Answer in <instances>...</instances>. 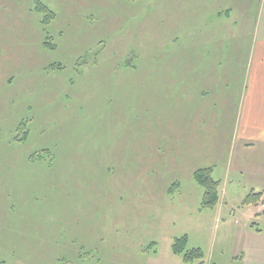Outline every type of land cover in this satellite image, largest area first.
<instances>
[{"label": "rangeland", "instance_id": "obj_1", "mask_svg": "<svg viewBox=\"0 0 264 264\" xmlns=\"http://www.w3.org/2000/svg\"><path fill=\"white\" fill-rule=\"evenodd\" d=\"M41 1L50 23L36 0H0V264H243L235 233L264 213L241 197L202 207L206 153L182 130L206 143L222 114L202 92L188 118L172 113L182 92L161 86L202 8ZM185 235L203 258L173 251Z\"/></svg>", "mask_w": 264, "mask_h": 264}, {"label": "crops", "instance_id": "obj_2", "mask_svg": "<svg viewBox=\"0 0 264 264\" xmlns=\"http://www.w3.org/2000/svg\"><path fill=\"white\" fill-rule=\"evenodd\" d=\"M186 1L202 8V17L196 27L189 28L185 47L173 43L166 48L170 57L162 61V73L167 77L161 86L166 92H182L179 100L177 94L171 98L170 111L187 118L198 102L194 92L210 94V110L218 109L219 118L222 114L221 120L207 127L216 130L217 136L200 142L201 136L195 138L193 130L184 126L183 136H189L194 150L202 147L206 161L201 167H212L213 175L221 181L216 207H221V199L226 204L236 197L249 205L248 195L262 192L254 219L263 221L264 0ZM231 18L235 22L227 28L226 21ZM246 22L248 25H243ZM173 39L179 41V36ZM232 82V91L237 93H231ZM201 102L198 108L204 113L205 100ZM250 220L235 233L236 240L243 242L240 256L243 264H264V228L250 225Z\"/></svg>", "mask_w": 264, "mask_h": 264}, {"label": "trees", "instance_id": "obj_3", "mask_svg": "<svg viewBox=\"0 0 264 264\" xmlns=\"http://www.w3.org/2000/svg\"><path fill=\"white\" fill-rule=\"evenodd\" d=\"M36 9L45 14L44 22L50 23L55 17V13L41 0H36ZM22 126H25L23 123ZM196 182L203 188L202 207L214 208L220 201V185L221 181L213 175L212 167H200L194 172ZM262 192H251L247 199V203L258 205L261 201ZM264 210V209H263ZM189 238L187 235L177 238L173 243V251L176 254L184 256L185 261L192 262L196 259L203 258L204 252L200 247L187 248Z\"/></svg>", "mask_w": 264, "mask_h": 264}]
</instances>
